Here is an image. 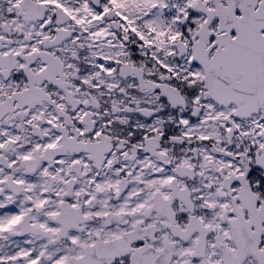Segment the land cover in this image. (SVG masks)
I'll use <instances>...</instances> for the list:
<instances>
[{"label":"snow or ice","instance_id":"1","mask_svg":"<svg viewBox=\"0 0 264 264\" xmlns=\"http://www.w3.org/2000/svg\"><path fill=\"white\" fill-rule=\"evenodd\" d=\"M0 264H264V0H0Z\"/></svg>","mask_w":264,"mask_h":264}]
</instances>
